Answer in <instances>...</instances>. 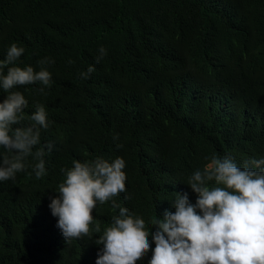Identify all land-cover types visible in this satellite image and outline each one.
<instances>
[{
	"label": "trees",
	"instance_id": "trees-1",
	"mask_svg": "<svg viewBox=\"0 0 264 264\" xmlns=\"http://www.w3.org/2000/svg\"><path fill=\"white\" fill-rule=\"evenodd\" d=\"M12 44L25 51L0 75L54 63L45 66L50 86L11 90L28 101L13 128L31 126L38 105L49 126L25 170L0 181V264H97L96 241L121 207L145 221L150 250L136 264H149L152 221L176 211L178 194L196 203L187 184L196 170L213 155L241 169L264 159V0H0V62ZM7 95L0 87V103ZM14 155L0 146V164ZM98 157L123 158L126 190L97 201L89 234L67 241L49 208L61 170Z\"/></svg>",
	"mask_w": 264,
	"mask_h": 264
},
{
	"label": "clouds",
	"instance_id": "clouds-1",
	"mask_svg": "<svg viewBox=\"0 0 264 264\" xmlns=\"http://www.w3.org/2000/svg\"><path fill=\"white\" fill-rule=\"evenodd\" d=\"M24 51L12 44L6 60L0 62V71L3 66L14 64ZM106 54L101 47L97 63ZM50 63L54 61L45 57L38 61V72L32 66H13L6 75H0V87L8 93L0 103V146L15 153L11 159L3 158L0 181L14 180L18 172L25 170L24 159L32 155L33 147L40 143V127L49 126L45 108L38 105L31 115L34 122L31 126L13 128L23 121L22 113L28 101L19 91L11 90L37 82L50 86L51 73L45 67ZM94 71L90 66L82 77L87 79ZM44 90V87L39 89L42 93ZM48 148L50 150L52 145ZM34 155L40 158L43 152L38 150ZM262 166L264 159H251L241 169L231 156L213 155L204 171L196 170L188 180L187 184L198 194L196 203H190L187 193L178 194L174 202L176 211L166 212L163 219L152 221L157 230L152 233L155 248L149 264H264ZM124 168L123 158L108 162L98 157L91 162L74 161L70 170H61L66 173V180L59 185L60 195L51 198L49 208L52 215L58 217L57 227L67 241L89 234L97 201L103 204L126 190ZM44 172L45 164L40 160L35 165L37 179ZM209 181L217 186L210 188ZM112 204L119 207L114 200ZM128 212L121 207L119 216L113 217V225L97 239L96 243L103 245L97 264H136L150 250L145 221L133 218ZM95 231L100 232L99 224Z\"/></svg>",
	"mask_w": 264,
	"mask_h": 264
}]
</instances>
